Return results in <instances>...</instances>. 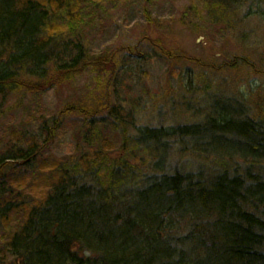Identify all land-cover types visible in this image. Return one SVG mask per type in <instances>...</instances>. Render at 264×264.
Masks as SVG:
<instances>
[{"label": "trees", "instance_id": "obj_1", "mask_svg": "<svg viewBox=\"0 0 264 264\" xmlns=\"http://www.w3.org/2000/svg\"><path fill=\"white\" fill-rule=\"evenodd\" d=\"M201 1L219 15L247 5L239 24L264 22V0ZM82 9L81 0H0V109L14 91L105 73L114 53L100 61L87 50ZM239 65L252 66L246 56ZM110 83L90 104L43 117L42 140L15 131L0 151V264H264V111L215 98L203 123L137 125L109 102ZM68 113L90 128L74 153L45 156ZM108 121L118 154L100 130ZM168 152L179 154L170 170Z\"/></svg>", "mask_w": 264, "mask_h": 264}, {"label": "rangeland", "instance_id": "obj_2", "mask_svg": "<svg viewBox=\"0 0 264 264\" xmlns=\"http://www.w3.org/2000/svg\"><path fill=\"white\" fill-rule=\"evenodd\" d=\"M81 2L79 30L85 47L100 61L104 53H114L105 73L88 68L38 93L12 92L0 109V151L9 146L15 131L26 129L42 140L43 117L71 103L95 100L107 75L109 102L121 106L137 125L203 123L215 98L246 103L254 115L264 111V22L253 15L240 25L247 5L219 15L201 0ZM243 56L252 66L233 68ZM99 75L104 80H97ZM101 114L107 120L108 112ZM65 118L43 149L45 156L74 153L80 131L90 128L82 114L68 113ZM100 128L111 153L118 154V131L109 121ZM178 157L168 152L166 169L177 165Z\"/></svg>", "mask_w": 264, "mask_h": 264}]
</instances>
